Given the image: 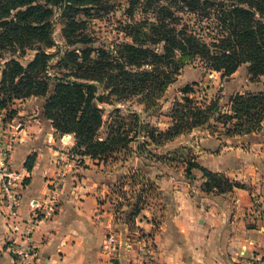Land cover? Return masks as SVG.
<instances>
[{"label":"trees","instance_id":"trees-1","mask_svg":"<svg viewBox=\"0 0 264 264\" xmlns=\"http://www.w3.org/2000/svg\"><path fill=\"white\" fill-rule=\"evenodd\" d=\"M138 1L130 0L131 8ZM100 2L0 0V111L15 100L41 99L44 118L55 133L73 137L76 155L99 161L127 149L141 134L145 142L156 145L209 127L211 122L221 125L226 138L264 129V91L237 93L228 99L223 111L218 100L198 104L187 96L191 91L186 87L184 98L172 108L171 126L164 132L143 125L136 115L129 125L124 120L106 124L100 108L105 101L109 104L112 96L117 102L136 98L142 105H153L180 71L195 61L222 79L243 65H247L250 81L264 78V0H166L165 5L145 0L144 12L153 20L147 17L143 23L121 29L131 43L117 44L112 50L88 47L78 53L67 51L68 62L74 66L67 81L46 76L51 60L47 50L53 46L50 8H82ZM80 42L87 44L82 40L69 44ZM26 51L34 53L26 64L12 58ZM6 54L11 55L7 61L3 58ZM5 112L4 120L14 115L13 111ZM104 126L107 135L101 139L98 132ZM34 162L32 154L24 165L27 172ZM189 167L201 171L206 194L219 195L244 187L196 164L189 163Z\"/></svg>","mask_w":264,"mask_h":264},{"label":"crops","instance_id":"crops-1","mask_svg":"<svg viewBox=\"0 0 264 264\" xmlns=\"http://www.w3.org/2000/svg\"><path fill=\"white\" fill-rule=\"evenodd\" d=\"M39 108V115L21 119L24 124L9 155L10 169L19 175L11 214L0 199V264H17L20 239L12 226L32 218L30 202L43 201L50 182L59 178L56 215L41 221L30 235L36 250L31 264H130L140 260L145 242L134 240L140 233L153 236L151 264H264V129L222 140L201 137L200 147H193L194 162L245 186L206 194L199 188L201 175L193 174L198 185L193 194L174 193L169 210L159 214L160 221L154 224L155 218L148 217L151 221L138 222L134 233L110 212L101 165L65 166L74 139L55 133L41 104ZM32 154L35 162L27 172L24 165ZM24 179L27 183L19 186ZM110 235L116 242L112 255L106 250Z\"/></svg>","mask_w":264,"mask_h":264},{"label":"rangeland","instance_id":"rangeland-1","mask_svg":"<svg viewBox=\"0 0 264 264\" xmlns=\"http://www.w3.org/2000/svg\"><path fill=\"white\" fill-rule=\"evenodd\" d=\"M144 1L139 0L133 8H131L130 0H101L96 6L82 8L49 7L52 15L49 16L48 23L51 26L53 46L47 50V53L51 55V60L46 76L67 81L68 72L74 69L73 64L68 62L67 51L78 53L88 47L92 50H112L117 44L131 43L130 39L121 32L122 27L143 23L147 17L150 21L153 20L150 13L144 12ZM158 1L163 5L166 3V0ZM175 13L178 16L182 15L178 11ZM81 40L87 44L83 45L81 42L75 45L69 44L72 41ZM33 55L34 53L26 51L23 56L16 53L12 58L26 64ZM10 57L9 54L3 56L5 61ZM91 57L94 58L95 54L92 53ZM186 87L191 91L187 96L198 104H208L210 101L218 100L219 107L226 111L228 99L231 96L237 93L263 92L264 78L250 81L247 65H243L232 76L222 79L220 74L205 70L201 63L195 61L188 63L180 71L175 81L165 89L153 105L148 107L142 105L136 98L117 102L115 96L109 97V104L112 105H109L107 101L100 105L103 121L108 124L111 121L124 120L126 125H129L133 119L132 116L136 115L139 116L143 125L158 132H164L171 126L172 108L176 102L184 98L183 90ZM40 104L42 106L43 101L38 98L15 100L8 104L6 110L0 111V151L5 153L8 161L20 124H24L21 119L39 115ZM114 108H117L118 112H112ZM5 111H13V117L4 120ZM223 134L221 125L214 122H211L209 127L205 126L181 135L183 140L180 138L178 143L174 139L154 145L145 142L141 137L144 134H141L128 145L127 149L118 151L98 162L76 155L73 142L72 146L67 148L69 154L67 166L71 163L85 167L101 165L100 171L105 183L104 199L111 207L110 212L113 213L116 222L125 224L130 231L135 233L138 222L151 221L148 217L155 218L154 224L160 221L159 214H165L169 210V203L174 193L193 194L198 186L194 183L197 178L190 179L189 173L201 175L202 182L199 188L204 192L202 183L205 179L202 173L189 167V163L198 165L194 162L193 147L196 149L200 147L201 137L208 135L216 140H222L226 138ZM106 135V126H104L99 130L98 136L105 139ZM130 135L132 137L133 132ZM10 171L16 176L19 175L11 169ZM22 182L23 180L18 185L23 186ZM232 182L235 181L232 180ZM240 185L245 186V184ZM150 214L152 215L149 216ZM136 237L134 240L143 239L154 254L156 247L152 235H141L140 233Z\"/></svg>","mask_w":264,"mask_h":264},{"label":"built area","instance_id":"built-area-1","mask_svg":"<svg viewBox=\"0 0 264 264\" xmlns=\"http://www.w3.org/2000/svg\"><path fill=\"white\" fill-rule=\"evenodd\" d=\"M65 166H67V164ZM16 180L17 176L9 169L7 156L0 151V199L7 208L9 214L12 213L16 204V194L14 193L17 184ZM60 181L59 178L50 182L48 193L43 201L30 202L33 216L28 222L25 224L17 223L12 226L13 231L19 235L20 239L16 249L17 264H31L32 260L35 258L36 250L33 245H31L30 235L41 221L50 219L56 215L59 209ZM106 250L109 255H112L116 251V242L112 235L107 238ZM140 251V260L138 261L137 259L136 262H131L130 264H151L154 254L146 242L141 247Z\"/></svg>","mask_w":264,"mask_h":264},{"label":"water","instance_id":"water-1","mask_svg":"<svg viewBox=\"0 0 264 264\" xmlns=\"http://www.w3.org/2000/svg\"><path fill=\"white\" fill-rule=\"evenodd\" d=\"M191 179H195V176L194 175H191Z\"/></svg>","mask_w":264,"mask_h":264}]
</instances>
